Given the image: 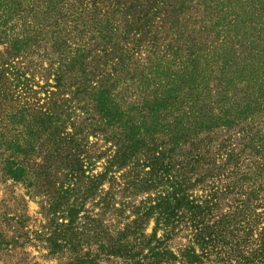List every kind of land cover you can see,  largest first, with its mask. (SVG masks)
<instances>
[{"label": "trees", "instance_id": "obj_1", "mask_svg": "<svg viewBox=\"0 0 264 264\" xmlns=\"http://www.w3.org/2000/svg\"><path fill=\"white\" fill-rule=\"evenodd\" d=\"M8 181L0 253L264 264V0H0Z\"/></svg>", "mask_w": 264, "mask_h": 264}, {"label": "rangeland", "instance_id": "obj_2", "mask_svg": "<svg viewBox=\"0 0 264 264\" xmlns=\"http://www.w3.org/2000/svg\"><path fill=\"white\" fill-rule=\"evenodd\" d=\"M255 9H257V4ZM255 9L249 6L246 10L249 20L247 24H257L259 16ZM0 199L5 200L0 202L1 208L2 205L5 206L10 214L27 213L30 219L26 224L36 228L38 220H41V216L37 214L39 211L38 198H29L21 184H14L11 181L1 183ZM0 264H61V261L57 257L47 256V251L43 247L31 243L6 254L0 253Z\"/></svg>", "mask_w": 264, "mask_h": 264}]
</instances>
